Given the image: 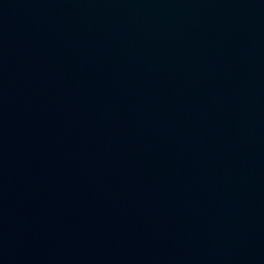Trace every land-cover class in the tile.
I'll return each instance as SVG.
<instances>
[{
	"label": "water",
	"instance_id": "water-1",
	"mask_svg": "<svg viewBox=\"0 0 264 264\" xmlns=\"http://www.w3.org/2000/svg\"><path fill=\"white\" fill-rule=\"evenodd\" d=\"M0 264H264V0H0Z\"/></svg>",
	"mask_w": 264,
	"mask_h": 264
}]
</instances>
